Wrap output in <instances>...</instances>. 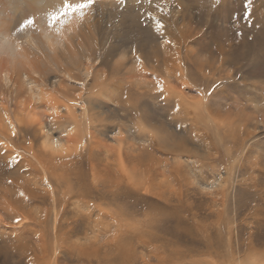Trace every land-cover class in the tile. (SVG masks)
<instances>
[{
  "label": "rangeland",
  "instance_id": "1",
  "mask_svg": "<svg viewBox=\"0 0 264 264\" xmlns=\"http://www.w3.org/2000/svg\"><path fill=\"white\" fill-rule=\"evenodd\" d=\"M30 2L0 0V23L17 28L33 16L14 21ZM97 3L106 4L95 33L108 44L103 55L95 45L83 53L89 59L77 50L79 63L66 71L34 14L30 34L43 57L11 82L0 76V245L14 254L8 264L32 256L44 264H264V0H252L251 27L242 19L247 0ZM150 16L164 20L172 44L159 42ZM16 28L8 40L23 35L11 37ZM33 70L47 74L34 91L40 100L22 74ZM87 83L103 91L80 93ZM171 93L201 103L218 124L196 128ZM85 95L102 132L56 148L53 140L69 137L59 129L62 106L82 109ZM225 172L228 188L211 189Z\"/></svg>",
  "mask_w": 264,
  "mask_h": 264
},
{
  "label": "bare ground",
  "instance_id": "2",
  "mask_svg": "<svg viewBox=\"0 0 264 264\" xmlns=\"http://www.w3.org/2000/svg\"><path fill=\"white\" fill-rule=\"evenodd\" d=\"M73 1H76V0H72V2ZM52 2L58 5L61 2V0H52ZM73 3H75V2H73ZM25 5H27V4H25ZM104 8L106 9V4H104V3L99 4L96 2L95 7L88 12V14H87L86 18L83 20V22L78 24V25L75 22H73L68 28H66L63 31L62 36L57 35L55 30L46 31L44 29H41V31H44L43 37L45 39L46 44H48L50 46V49L54 54V58H56L58 60V63H57L58 66L63 65V64H65V65L69 64V66L71 68H66V71L73 72V70H74L73 67H76V63L77 64L79 63L78 59L80 57H87L89 59L88 55H83L84 52H90L91 49L93 51V48H89V45H95L96 47H100L99 48L100 50L99 51L95 50V52L97 54H99L100 56L104 54V48H102V47H106V45L108 46V44H106V45H101V43L98 44V42L96 40V36H95L98 33L100 34V30L102 33V29H100V27H99L100 22H97V20H98L100 15H103L102 12H103ZM25 9L26 10H24L21 14H19V13H18L19 15L15 14V16H17L16 18H18V19L14 18V21L16 20V21L20 22L21 20H23L27 16L36 14L40 18L39 22H36V24L38 26H41V27H47L46 17H44V15L42 16V13L46 12L47 10H37L31 6H29L28 8H25ZM17 12H18V9H17ZM109 17L112 18L111 15H109ZM97 23H98V29H97ZM13 24L9 23V24H7V26H4L3 23H0V39H1L0 40V52L2 51L1 53L4 54V55L3 54L0 55V76L6 75L5 78L7 80H9L10 82L12 81V76L10 74H13L14 71H16V70L21 71L22 69H24L26 64H31L34 59L40 58L39 55L42 52V51H40L41 50L40 45L37 44V43H39V39L30 34L31 29H34V31H35V27L34 28L29 27L24 32H22L23 35L19 34V36H17V38L13 41L8 40V38L10 39V35L8 33L11 32L12 27L16 28V25L14 24V26H13ZM76 33H79V36H78V39L75 40L73 34H76ZM168 35H169V33L166 34V36H168ZM13 36L14 35L12 34L11 37H13ZM89 36H92V37H89ZM19 40H21V42ZM71 41H73V42H71ZM75 43H76V48H74ZM35 44L37 45L36 47L32 46ZM77 50L79 52H81V55L78 53H74ZM130 53H131L130 56L135 57L134 55H132V50H130ZM30 55H31V58H29ZM79 55H80V57H78ZM121 56H123L124 59L128 58L129 52H127L125 50L120 54V57ZM42 57L43 56H41V58ZM79 69H80V67H79ZM33 73L38 74L39 77H35ZM22 74L25 75V79H27L28 85L32 87L31 93H34L33 95L36 96L40 100L42 98V94H41L42 92L41 93H35L34 91H35V89L39 90L40 88H42L46 84L45 78H47L46 77L47 74L42 73V72H38L37 70H35V71L33 70L30 72L25 71V73H22ZM69 76H70V74H69ZM55 78L57 79L59 77H55ZM63 83H64L63 80L58 79V83H57L58 87H61ZM97 84H99V83L97 82ZM101 86L95 84L94 87L92 88L90 83H87V85L84 88H82V91L80 93L89 94V93H94V91L95 92H97V91L101 92V91H103V90H99V87L103 88ZM61 91H63V90H61ZM171 94H173V93H171ZM172 96L173 97H171V98H172V100L174 99L173 101H175L176 105L181 106V107L183 106V109H181V111L183 113L188 112V114L190 116L189 122H191V124L194 123L196 128L200 127V128L208 129V127L210 125L216 124L218 122L217 118H213L214 116L212 117L211 116L212 114L211 115L209 114V112L206 109L207 107L205 109H203L204 105H202L201 103H195L193 101H186L185 100L186 98H184L183 95H181V94L180 95L173 94ZM83 100L85 102L84 105H86V106H83L82 109H77L76 107L73 106L74 104H72L73 107L69 106V105H65L66 103L64 104V106H62L63 107V110H62L63 113L62 114L60 113V114L61 115L65 114L64 116H66L67 122L63 121L66 118L62 119L60 117L61 118V121H60L61 125H60L59 129H62V131L66 132V135H68L69 137L67 140L61 139V140H58V142H55L53 140L52 143L56 148L65 147V145H67V143L70 142L73 138H75L73 140V143H76V141H78L80 143L83 136L89 134L92 137V135H95V134L97 135L100 132H102V131H100V132L98 131V129H100V128L93 126L91 124L90 115L94 118L93 124L96 120V116L94 115V113L91 109L92 108L91 106L93 105L94 100L91 99L89 97V95L83 96L82 103H83ZM166 100H168V99H166ZM80 103L81 102H78V104H80ZM59 111H61V110H59ZM62 122H64L65 124H62ZM55 123H57V122H55ZM138 125H140L139 129L141 130V132H143V131L145 132L146 126L141 121L139 122ZM118 128H117L118 129V135L122 136L123 131H124L123 126L121 125ZM55 129H56V127H55ZM138 134L140 135L141 133H138ZM147 134H149V132L145 133V135H147ZM97 137H98V135H97ZM152 137H154V136L152 135ZM155 138H156V136H155ZM157 140H158V138H157ZM201 152L202 151H196V153L198 154V156H196V157L204 159V156L201 154ZM196 157H195V160L197 159ZM230 174L225 172L224 175L222 176V178L221 177L217 178V181L215 183H212L209 185L210 188L211 189L212 188L213 189L214 188L215 189H223V190L226 189V187H227L226 183H228V180H229L228 178H230ZM0 227H1V225H0ZM57 231L58 230L56 229V232ZM11 232L15 233L14 239H16L17 241H19V239H21L23 241V239L20 238L21 236L17 233L18 231L13 230ZM2 235H3V233H2ZM27 243L28 242L26 240L23 241L24 246L23 245L22 246L26 247ZM19 247H21V246H19ZM13 248H14V246H13ZM16 249H17V247H16ZM56 250H57V248H56ZM24 251H26V250H24ZM24 255H26V254H24ZM42 255H44V254H42ZM13 256H14V254L10 251V248L6 247V245H3V246L0 245V261H1V264H8L10 261L9 257L11 258ZM36 257L32 256V258L29 259L30 260L29 264H42L43 263L42 260H40L43 258H39L38 256H36ZM14 261H15V259H14ZM18 262H19V260L16 261V264H19Z\"/></svg>",
  "mask_w": 264,
  "mask_h": 264
},
{
  "label": "snow or ice",
  "instance_id": "3",
  "mask_svg": "<svg viewBox=\"0 0 264 264\" xmlns=\"http://www.w3.org/2000/svg\"><path fill=\"white\" fill-rule=\"evenodd\" d=\"M97 0H76L75 3L72 0H61V2L57 5L52 2V0H31L30 6L37 10H47L46 11V24L47 28L50 30H55L57 35L62 36L63 31L68 28L73 22L77 25L82 23L86 18L88 12L92 10L96 5ZM151 2V0H149ZM118 3L123 4L124 0H118ZM158 8H161V12L163 15H169L170 13H164L163 7L161 5H157ZM252 9V0H247V3L243 4V16L242 19L248 21V26L251 27V17L253 15ZM150 20L154 23V32L158 37V40L163 45L172 44L171 39L166 37L167 25L159 17H149ZM29 27H35V16H30L22 21L19 26L13 32V35L16 36L18 33L24 32ZM236 36L242 37V32H236ZM174 46V45H173ZM132 55L136 56L137 61H140V57L136 55V50L132 49ZM124 57L121 56V60ZM160 91L163 92V88H160ZM208 95H211L209 93ZM179 111V107L176 108ZM15 134V133H13ZM10 184L11 181H8ZM150 219L154 220L155 216ZM17 224L21 223L20 219L15 221ZM248 264H254V261H249Z\"/></svg>",
  "mask_w": 264,
  "mask_h": 264
}]
</instances>
